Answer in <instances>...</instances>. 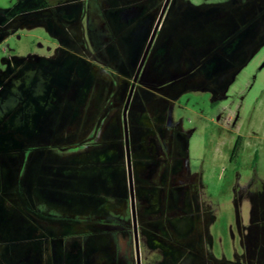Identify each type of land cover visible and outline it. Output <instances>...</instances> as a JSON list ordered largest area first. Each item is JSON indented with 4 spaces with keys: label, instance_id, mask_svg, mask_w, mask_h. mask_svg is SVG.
I'll return each instance as SVG.
<instances>
[{
    "label": "flooded vegetation",
    "instance_id": "1",
    "mask_svg": "<svg viewBox=\"0 0 264 264\" xmlns=\"http://www.w3.org/2000/svg\"><path fill=\"white\" fill-rule=\"evenodd\" d=\"M114 1L18 0L2 12L0 38L42 26L55 43L0 69V264H264V194L248 183L235 195V184L228 252L202 160L187 158L172 113L189 85L226 89L264 42V0H133L147 40L112 61ZM104 52L134 69L120 117L106 111V93L117 98L98 72ZM140 94L145 117L132 120Z\"/></svg>",
    "mask_w": 264,
    "mask_h": 264
},
{
    "label": "rangeland",
    "instance_id": "2",
    "mask_svg": "<svg viewBox=\"0 0 264 264\" xmlns=\"http://www.w3.org/2000/svg\"><path fill=\"white\" fill-rule=\"evenodd\" d=\"M17 1L0 0V20L2 12L14 6ZM184 1L199 5L216 0ZM111 5L112 8L106 11L105 19L115 33V44L108 45L107 53L112 61L128 60L132 56L136 58V51L144 48L148 37H145V29L141 28L145 25L141 26L139 20H136L137 9L131 8L134 5L133 0H115ZM78 37L76 40L80 43L82 34ZM53 39L42 26L25 25L14 28L0 38V69H5L7 60L27 58L31 52L44 54L47 47H52V43H55L52 42ZM97 40L93 38L92 42L96 43ZM89 50L90 53L95 51L93 48ZM96 59L99 57L96 56ZM102 59L104 61L98 60L103 69L102 72L98 71L99 75L106 76L108 80L113 78L116 82V103L111 102L114 95L109 99L106 93V111L116 105V108L119 107L116 114L120 117L134 69L128 63L125 68L124 65L118 68L119 65L110 62L105 52L102 53ZM124 69L128 74L119 76ZM231 80L226 89L220 90L216 95L197 85H189L182 91L172 111L174 119L181 121L183 129L188 132L185 138L187 158L193 166L202 160V168L206 170L205 183L213 195V205L219 210L217 222L221 226H216L215 230L218 233L224 232L228 252L232 250V246L238 248L239 243L235 229V206L232 204L235 184V195L236 188L245 187L248 183L252 192L257 190L264 194V42ZM141 101V94L133 101L132 120L137 115L141 120L145 117L136 108V104ZM109 114L113 116L114 110ZM237 141L238 148L234 150ZM107 148L102 147L99 152L107 154ZM109 155L112 156L113 153ZM230 159H233L232 162ZM238 163L242 172L240 179H236L232 172ZM249 170L258 172L261 180H248L249 175L246 173ZM240 205L242 215H245L243 219L246 220L248 202L242 201Z\"/></svg>",
    "mask_w": 264,
    "mask_h": 264
},
{
    "label": "trees",
    "instance_id": "3",
    "mask_svg": "<svg viewBox=\"0 0 264 264\" xmlns=\"http://www.w3.org/2000/svg\"><path fill=\"white\" fill-rule=\"evenodd\" d=\"M238 141L235 143V145H234V150H237V148H238Z\"/></svg>",
    "mask_w": 264,
    "mask_h": 264
},
{
    "label": "crops",
    "instance_id": "4",
    "mask_svg": "<svg viewBox=\"0 0 264 264\" xmlns=\"http://www.w3.org/2000/svg\"><path fill=\"white\" fill-rule=\"evenodd\" d=\"M227 119H230V117H228Z\"/></svg>",
    "mask_w": 264,
    "mask_h": 264
},
{
    "label": "water",
    "instance_id": "5",
    "mask_svg": "<svg viewBox=\"0 0 264 264\" xmlns=\"http://www.w3.org/2000/svg\"><path fill=\"white\" fill-rule=\"evenodd\" d=\"M231 81H232V80H231ZM231 81H230V82H231Z\"/></svg>",
    "mask_w": 264,
    "mask_h": 264
}]
</instances>
